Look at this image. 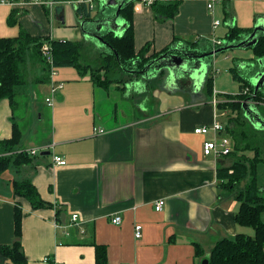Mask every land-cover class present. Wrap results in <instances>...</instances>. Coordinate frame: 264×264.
<instances>
[{
	"label": "crops",
	"instance_id": "crops-1",
	"mask_svg": "<svg viewBox=\"0 0 264 264\" xmlns=\"http://www.w3.org/2000/svg\"><path fill=\"white\" fill-rule=\"evenodd\" d=\"M51 1L56 5L50 11L37 4L0 6V38L16 37L23 30L35 37L55 39V21L65 27H87L74 0ZM180 1L179 13L171 19L158 18L152 5L143 1L133 3L136 51L150 43L151 52H160L176 39H203L215 47L219 41L224 43L230 25L254 29L264 24V0H221L213 11L206 0ZM97 2L95 15L81 7L90 12V20L103 11L101 0ZM105 12V17L114 16L116 10ZM76 20L81 26H75ZM216 20L221 25L214 28ZM120 22L124 24L122 18ZM124 31L103 27L100 34L113 32L121 37ZM66 34L67 30L59 29L60 36ZM78 41L93 42L84 37ZM98 43L105 46L94 40L97 49ZM249 50L239 48L238 56L220 58L217 54L205 59L206 69L197 77L173 80L166 74L149 97L133 101L128 120L121 112V118L117 117L119 106L110 114L104 109L108 99L116 101L121 96V90L97 87L89 76L78 79L74 68L58 71L57 80L64 87L49 106L45 99L50 95V82L39 83L41 67H29L28 84L32 87L21 90L29 98L25 110L30 115L40 112L41 121L51 118V126L22 127L17 122L23 131L21 150L41 149V154L21 172L9 170L0 176V247L15 241L16 202L23 210L21 244L28 264H96V245L106 247L108 264H202L219 240L238 234L254 236L252 228L236 222L240 202L220 186L217 170L224 158L204 154V143L215 134L212 130L207 135L195 133L216 121L224 125L230 110L221 111L218 105L231 100L229 94L216 89L215 81L222 74L219 65L227 62L232 68L234 59H248L244 54ZM209 75L214 77V95L206 90ZM126 88L121 100L146 90L142 81ZM13 114L9 101H1L0 140L12 137ZM28 127L30 132L25 131ZM54 156L63 157L67 164L56 165ZM26 177L52 209L35 210L27 200L14 198L12 181ZM160 200L165 206L157 212ZM73 215H78V225H72ZM117 217L119 225L114 223ZM138 225L142 226L140 239L135 236ZM0 264L12 263L0 255Z\"/></svg>",
	"mask_w": 264,
	"mask_h": 264
},
{
	"label": "trees",
	"instance_id": "trees-1",
	"mask_svg": "<svg viewBox=\"0 0 264 264\" xmlns=\"http://www.w3.org/2000/svg\"><path fill=\"white\" fill-rule=\"evenodd\" d=\"M69 1V0H58ZM134 2L123 6L120 15L127 26L123 36L113 32L102 34L107 43V52H100L93 42L67 41L35 37L21 31L12 38H0V102L8 100L13 112H16L18 98L22 88L29 81V67L42 69L39 83L50 82V67L42 54V47L47 42L52 47L55 68H75L81 77L89 76L92 83L104 90L111 87L124 92L126 87L142 81L146 87L144 93L132 92L129 100L133 103L149 97L165 79L166 72L161 71L146 77L142 71L154 59L161 55L180 49L199 55L210 53L213 48L234 45L241 42L253 29H243L230 25L229 32L221 45H211L201 39L200 42H189L176 39L163 51L151 52V44H146L140 51L135 48ZM181 1L155 2L152 8L160 19H171L179 13ZM80 10V11H79ZM83 19L89 21L91 16L86 8L78 9ZM226 18L229 13L225 11ZM181 42L180 44H178ZM202 43H207L205 46ZM174 46V47H173ZM251 59H234L231 68L233 79L238 82L239 93L230 95L229 102L219 103L221 111L230 110L224 122V135L232 142V151L224 156V164L218 167L220 186L226 190L227 196H234L240 202V210L236 214L238 225L254 230V236L238 234L235 238L219 240L213 247L209 264H264V129L254 126L243 110L245 101L256 106L264 118V89L255 93L253 78L263 70L264 34H258V42L250 47ZM211 57L206 58L208 60ZM32 67V68H33ZM209 95H214V77L209 75L206 83ZM14 115V114H13ZM23 131L17 122L13 123L12 137L0 140V176L9 170L21 172L31 165L35 157L21 150ZM12 190L15 199L27 200L33 209H52L53 206L44 201L30 178L14 179ZM61 214L58 211V216ZM23 210L20 202L15 203L14 232L15 241L10 246H1L0 255L12 264H28L22 248ZM96 264H108L107 249L96 245ZM199 252V248H198Z\"/></svg>",
	"mask_w": 264,
	"mask_h": 264
},
{
	"label": "water",
	"instance_id": "water-1",
	"mask_svg": "<svg viewBox=\"0 0 264 264\" xmlns=\"http://www.w3.org/2000/svg\"><path fill=\"white\" fill-rule=\"evenodd\" d=\"M132 2L131 0H101V8L103 11L99 12L98 17L94 20H89L87 22V27L85 24H82V30L84 38L90 40H97L102 42L105 46L107 43L102 38V34H100L103 27L110 29L111 31H116L117 29L121 30L123 28L125 30L127 24L124 21V24L121 23V15L120 12L125 6V4ZM116 10L114 16H104L106 10ZM103 13V14H102ZM102 16V17H101ZM104 16V17H103ZM264 34V24H257L253 32L246 36L241 42L235 45H224L219 49H215L210 53L206 54H196L193 52H189L177 47L174 52H168L160 57L151 61L142 71V73H148L152 71L153 73L161 72L162 70L166 72L167 78L169 79H177L183 78L184 76H192L197 77L198 74L203 72L206 69L207 63L205 61L206 58L215 56L217 54L226 52L232 49H248L254 46L258 42V34ZM263 70L258 72L254 77L253 83L255 87V93L259 90L264 89V61L262 63ZM243 110L245 111L246 116L251 121V123L260 128L264 129V118L256 108L254 104L251 102L245 101L243 103ZM46 155L48 153H42ZM202 264H209V260L205 259Z\"/></svg>",
	"mask_w": 264,
	"mask_h": 264
},
{
	"label": "built area",
	"instance_id": "built-area-1",
	"mask_svg": "<svg viewBox=\"0 0 264 264\" xmlns=\"http://www.w3.org/2000/svg\"><path fill=\"white\" fill-rule=\"evenodd\" d=\"M96 1L97 0H74L72 3L76 6V8H80L82 6H85L88 8L89 11H93L96 9ZM132 2L136 1H143L147 5H153L155 2H169L172 0H131ZM221 0H206L207 2V7L210 11H213L220 3ZM41 5L44 7H47L50 10L54 9V6L56 5L55 1L51 0H0V6H10V7H17V6H27V5ZM221 25V21L216 20L214 22V28H217ZM218 45H221L222 43L219 41L217 43ZM42 54L44 59L46 60V63L50 67V95L45 99V102L49 106H53V100L55 96L63 89L64 83L59 82L57 80L58 76V71L57 68L54 66V59H53V53H52V47L50 44L47 42L43 45L42 47ZM218 73V71H216ZM216 94V93H215ZM215 106L217 105V102L214 101ZM212 130V132L215 134V138L213 140H209L204 143L203 150L204 154L206 156H213L215 158H220L227 156L231 153L232 151V142L231 139L225 135H221L224 132V125L220 123L219 121H216L211 127L204 126L200 127L195 130L196 134H201V135H207L209 132ZM96 132L103 134L105 133L104 129H95ZM29 155L35 157L37 156L41 149L36 150V149H31V150H25ZM53 161L56 165L59 166H65L67 164L66 160L63 157L60 156H54ZM165 206V201L160 200L155 206V209L157 212L163 211ZM78 221V215H73L72 216V225H75ZM114 223L119 225L121 223L120 217H117L114 219ZM78 225V223H77ZM59 227V225H57ZM136 230V238L140 239L142 237V226L138 225L135 228ZM45 262H50L49 258L44 259Z\"/></svg>",
	"mask_w": 264,
	"mask_h": 264
},
{
	"label": "rangeland",
	"instance_id": "rangeland-1",
	"mask_svg": "<svg viewBox=\"0 0 264 264\" xmlns=\"http://www.w3.org/2000/svg\"><path fill=\"white\" fill-rule=\"evenodd\" d=\"M96 9L92 11V14L95 15L98 13V9H99V3L96 1ZM75 26L78 24V26H81V24L79 25V23H77V20L74 22ZM225 27V26H222ZM59 29H63V30H67L68 34L60 36L59 35ZM53 30L55 32L54 36L56 40H61L62 38H64L67 41H78V40H83V30L81 29V27H65V25L55 21L54 22V26H53ZM53 32V33H54ZM98 46V50L102 53H105L108 51V49L103 46L102 44L98 43L96 44ZM239 53H241L239 51V49H232V50H228L226 52L220 53V58H223L226 56V54L228 55H234V56H238ZM252 50L247 51V53L244 54V56H247L248 59H251L252 57ZM212 67V65H211ZM219 67L221 68V75L219 74L218 76V81H215V86L216 89L218 90V92H223V93H227L229 95H237L238 94V90H239V85L238 82H236L233 79V76L231 74V68L229 66V63L224 62L222 65H219ZM64 68H57V71H62ZM208 70V68H207ZM226 70H228V73L226 72ZM76 73V76L78 77V79H82L80 74L77 73L78 71L74 68V70ZM230 71V73H229ZM207 72H205L203 75H205ZM34 71H33V75ZM254 80V78H253ZM254 85V83H253ZM27 87L26 89H31V84H27L26 86L23 87V89ZM26 93H23L21 96H19L18 98V102L20 104V107L17 108L16 112L14 113V117L16 122L20 123V125L22 127H24L25 125L30 126L33 125L36 127H40V129H45L47 127L51 126V118L47 119L46 117L43 118V121L40 120V112H36V113H31L28 112V110L26 111L25 109V104L26 102H28V97L25 96ZM118 97V98H117ZM116 97V101H112V99H108L110 100V102L105 103V111L110 114L109 112H112L113 109L115 110L116 108L121 107L120 109L117 110V114H118V118L120 119L121 115L120 112L123 116L127 117L125 120L130 119L129 115L130 113H132V108L134 103H132L129 99H122L124 98V92H121V96H117ZM40 98H43L42 95L40 96ZM138 101V99H137ZM119 106V107H118ZM30 111V110H29ZM125 112V113H124ZM139 116V115H137ZM31 117V118H30ZM104 118H108V116H104ZM124 120V119H123ZM104 123H109L108 120H105ZM110 124V123H109ZM30 128H25L26 132H30L28 131ZM41 153H39L38 155L40 156Z\"/></svg>",
	"mask_w": 264,
	"mask_h": 264
},
{
	"label": "flooded vegetation",
	"instance_id": "flooded-vegetation-1",
	"mask_svg": "<svg viewBox=\"0 0 264 264\" xmlns=\"http://www.w3.org/2000/svg\"><path fill=\"white\" fill-rule=\"evenodd\" d=\"M150 72H148V73H144L145 75H147L146 77H150V74H149Z\"/></svg>",
	"mask_w": 264,
	"mask_h": 264
}]
</instances>
